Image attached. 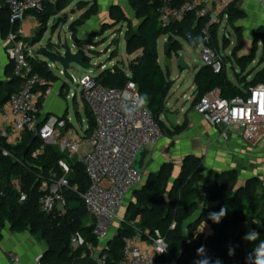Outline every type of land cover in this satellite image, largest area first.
Listing matches in <instances>:
<instances>
[{
    "label": "trees",
    "instance_id": "trees-1",
    "mask_svg": "<svg viewBox=\"0 0 264 264\" xmlns=\"http://www.w3.org/2000/svg\"><path fill=\"white\" fill-rule=\"evenodd\" d=\"M74 0H57L56 4H48L43 12L31 13L42 26V31L47 29L50 20L59 16ZM244 0H232L225 14L227 23L237 36V45L231 55L224 57L221 49H228L231 45L227 35L223 37L222 45L219 44V26L214 24L210 28V39L206 42L202 30L209 21L210 16L189 15L181 23L161 27L159 23L158 8L160 0H130L136 17L141 20L139 27L135 29L132 22L125 16L121 9L114 7L111 10L112 19L117 27L127 24L125 33L126 50L128 55H137L130 61L128 72L119 65L106 69L97 77L99 83L112 88H123L127 82H133L138 87L139 95L147 93L148 107L159 121L165 134L176 137L184 133L189 126V120L185 118L182 125L169 129L164 126L162 116L168 112L167 100L174 82L169 79V74L164 71L159 62L158 42L166 37L172 43L171 51L182 50L179 39H186L194 46L205 45L221 58L222 70L217 73L211 65H201L195 68L194 78V102L197 105L208 93L217 90L223 99H233L244 96L250 88L264 85V67L254 71L248 70L257 61V45L263 44L264 30L256 33L257 41L253 42V50L250 53L244 51V35L237 23L245 17L241 6ZM183 0H177L181 4ZM89 9L85 14L70 26L73 42L78 47L92 46V39L81 40L77 36V28L84 25L98 12V0H80L78 8ZM21 23L11 24L10 14L5 0H0V32L3 40L10 34L18 36L19 41L27 42V39L18 35ZM104 26L102 35L108 30ZM41 32L32 41V46L42 41ZM118 32H122L119 30ZM191 36V38H189ZM93 38V37H92ZM259 39V40H258ZM49 48H51L49 44ZM114 55V53H113ZM38 74L47 83L41 87L45 91L52 83L60 81L49 65L34 57L29 58ZM232 63L240 70L236 73L237 83H233L227 75V65ZM90 64V61H88ZM264 64V52L258 65ZM20 80L13 77L12 65L4 72L0 69V109L9 101L10 97L19 90ZM65 86H68L65 84ZM67 96V95H66ZM76 101V98H75ZM85 112L88 120L86 134H90L95 127L94 118L85 104ZM79 115V113L77 114ZM33 135L24 137L21 145L9 148L14 157L4 158L0 156V237L4 222L8 221L15 232L29 230L46 242L47 252L43 256L42 264H54L57 259L62 263H69L84 256H89L86 246L77 250L70 249L71 233L74 230L85 240V244H93L105 257L106 264H119L123 257L125 239L139 237L144 242H151L160 236L168 247L165 255L158 256L154 264H195L205 257L209 264H215L219 259L221 264H246L247 255L253 250L252 243L242 239L250 230L259 233L264 232V188L262 181L251 178L244 184H239L238 172L229 170L215 179L214 188L211 191L208 209L211 213L219 212L226 207L227 212L219 224L208 219L209 214L202 213L193 222L190 221L198 210V195L200 184L204 181L203 159L189 156L185 159L178 178L173 180V166L166 164L155 174H151L142 189L136 193V203L129 205L123 221L115 235L100 248V242L93 233V227L86 225L89 219L86 206L82 199L74 192L65 193L66 212L62 214L56 211L52 215L43 213L40 199L43 193L40 191L42 179H49L53 175L62 177L59 161L69 163L72 174L69 177L72 186H78L80 192H84L90 181L85 168L77 162L70 161L56 146H46L44 155L38 159H31L32 152L42 145L37 137L31 145ZM30 150L25 154L26 149ZM19 180L20 191L13 186V181ZM27 195L25 203H19L20 194ZM202 221L212 227L213 234L205 238L202 234L196 236L194 232ZM67 225L65 232L55 231L54 224ZM206 247L208 252L204 256L197 255V249ZM235 248V255L229 256V247Z\"/></svg>",
    "mask_w": 264,
    "mask_h": 264
},
{
    "label": "built area",
    "instance_id": "built-area-1",
    "mask_svg": "<svg viewBox=\"0 0 264 264\" xmlns=\"http://www.w3.org/2000/svg\"><path fill=\"white\" fill-rule=\"evenodd\" d=\"M90 1V0H85ZM10 14L11 24L22 23L31 13L43 12L46 5H55L57 0H5ZM211 0H160L158 8L161 27L181 23L189 15L210 16L202 30L206 42L210 39V28L219 24L217 18L210 14ZM224 10L228 4L220 3ZM122 33V32H121ZM120 33V34H121ZM18 35L23 37L21 28ZM115 36V33L113 34ZM191 38V36L189 37ZM6 53L12 64L13 77L19 79V90L14 93L6 105L0 109V156L14 157L9 148L22 144L27 135L37 134L42 145L31 154V159L44 155L46 146L53 145L65 154L70 161L80 163L90 181L88 188L80 192L78 186H72L69 180L72 169L65 160L59 161L62 177L53 175L42 179L40 191L43 193L40 206L44 214L52 215L56 211L66 212L65 193H76L84 202L93 233L99 242L106 241L114 223L123 221L120 213L128 196L144 181L142 173L135 168L138 155L157 145L164 138V130L155 118L148 105L137 109L139 92L133 82H127L123 88H112L98 82L93 75L97 69L85 74L79 85L81 97L88 106L95 127L90 134H78L67 116H49L42 120V110L38 104V89L47 85L46 81L34 73L29 61L33 57L28 45L10 34L6 39ZM203 65H211L219 73L222 60L213 50L205 45L200 46ZM105 68L102 66L101 69ZM62 76V72H60ZM47 87L43 97L52 94ZM244 96L223 99L220 92L214 90L205 95L195 106V111L210 125L222 127V137L227 138V131L235 128L248 143H256L264 138V85L250 88ZM75 99L77 94L68 95ZM130 109L126 115L124 109ZM13 186L20 191L19 180ZM25 193L20 194L19 203L27 201ZM264 237V232L262 233ZM74 241L81 247L86 246L89 256L106 264V259L93 244H85L78 233ZM168 247L158 236L151 242H137L125 239L123 257L119 264H154L158 256L165 255ZM17 260L16 257L13 258Z\"/></svg>",
    "mask_w": 264,
    "mask_h": 264
},
{
    "label": "crops",
    "instance_id": "crops-1",
    "mask_svg": "<svg viewBox=\"0 0 264 264\" xmlns=\"http://www.w3.org/2000/svg\"><path fill=\"white\" fill-rule=\"evenodd\" d=\"M222 1H225L228 5L232 2V0H211L210 14L212 18L218 19L219 27L223 22H225L227 28H231L227 23V15L225 14L226 10H224V7L220 4ZM71 6L72 3L61 13H72L70 18L67 19L66 22L64 21V24L72 25L89 9L88 6L87 8L81 10L78 8V4L72 9ZM114 7L121 9L129 20L136 17V14L130 4V0H98L97 14L86 21L84 25L77 28L78 38L86 40L88 37L99 36L101 28L114 22L111 15V10ZM241 9L245 13V17L237 23V26L243 31L245 45H250L253 35L256 34L258 30L264 29V0H244ZM40 26L41 24L34 15H28L20 25L23 38L31 39ZM72 40L73 38L70 32V41L72 42ZM222 42L220 43L219 41L220 46L222 45ZM230 42L231 45L228 49L231 51L229 54H227L228 49H221V54L224 57L231 55L232 50L237 45L236 34L234 40L233 36L230 38ZM6 43L7 41L2 39L0 32V69L2 75H4L6 68L12 65L6 53ZM90 48L93 49L92 46H90ZM29 49L33 52L35 47H29ZM137 55L138 54L129 56L133 60L137 57ZM159 62L161 64L160 58ZM53 68L54 67H52V69ZM162 68L164 69V67ZM106 69L107 67L105 66V68L101 69L100 73ZM164 71L170 75L167 67ZM100 73L95 76L98 77ZM193 74L194 76L191 90H195L194 78L196 72L194 71ZM174 86L175 83L173 87ZM50 87L53 91L48 98L43 97V88H39L37 93L38 104L42 110L43 121H45L49 116H67L69 111V99L65 95V88L68 86H65L64 80L60 79V81L52 83ZM75 102L77 103V98ZM177 103L169 102V100H167L168 110L172 107H176V105L179 106ZM185 118L189 120V126L184 133L173 138L164 134V138L157 145L151 146L148 149L150 151V155L142 172L144 181L151 174L158 173L166 164L174 165L173 173L175 178H178L181 173L183 163L187 157L193 156L203 159L204 181L199 187V195L197 199L199 207L191 217V222L196 220L202 213H211L208 209V201L211 191L214 188L215 179L218 175H221L226 171H237L240 185L244 184L251 178L257 177L262 181L264 188V138L251 144L240 135L237 129L230 128L227 131V138L224 139L222 137L224 129L222 127H214L210 125L197 112L193 113V111H189V109L183 110L182 115L178 116L177 124L182 125ZM163 119H165V117L162 116V120ZM168 128L172 129L173 127L168 125ZM154 158L159 159L156 169L152 168L154 165L152 160ZM150 166L151 169H149ZM87 221L88 220H86V223ZM205 225L206 226L203 232H198L202 227L201 224L198 226L194 234L196 236L202 234L205 238L211 236L213 234L212 227L207 223H205ZM116 227L117 228L114 230L117 231L119 226L116 225ZM261 240H264V237L262 236V233H259V240L252 243V248H254ZM136 241L139 243L144 242L139 237L136 238ZM107 242L105 243V241H101L99 244L100 248L103 245L105 247ZM101 243L103 245H101ZM47 250L48 248L46 242L41 240L39 236L31 233L29 230L15 232L12 230L8 221L4 222L0 237V264H42V258L46 254ZM207 252V248L204 247V254ZM14 257L17 258L16 261L13 260Z\"/></svg>",
    "mask_w": 264,
    "mask_h": 264
},
{
    "label": "rangeland",
    "instance_id": "rangeland-1",
    "mask_svg": "<svg viewBox=\"0 0 264 264\" xmlns=\"http://www.w3.org/2000/svg\"><path fill=\"white\" fill-rule=\"evenodd\" d=\"M79 0H74L72 2V6L71 9L74 8L77 4H78ZM70 9V8H69ZM72 15L71 12H67L66 14H60L59 16H57L59 18V22L57 25H55V19L57 18H53L50 20L48 27L45 31H42V26L39 27L38 31L35 33V35L31 38V39H27L28 41L25 42L26 45H28V47H35V50H38L41 46L45 45L46 43H48L51 39L54 40H59L60 43L63 42H68L69 44H72V42L70 41V32H69V26L71 24H64V21L66 22L67 19L70 18V16ZM63 18V19H62ZM133 24V26L136 28L139 27V24L141 22L140 19H138L137 17H134V19L130 20ZM115 25V23L113 22L110 25H106V27L108 28H113V26ZM227 29V31H226ZM119 30H122V33L120 34V32H118ZM127 30V24H121L118 25L117 27H114L113 29L107 31L106 33L96 36V37H88L87 39H92V47L93 49H91L90 47H84V49L88 50V53L91 56L90 59V63L91 66L93 67V71L94 69H97V71L93 72V75H97L101 72V67L102 66H106L107 69H111L113 68L115 65H119L120 67L124 68L126 72H128V65L130 63V61L132 60L130 58V56L132 55H128L127 54V50H126V39H125V33ZM264 30V29H261ZM41 32L42 34V41L37 43L36 45L32 46L31 42L32 41H36L37 36L39 35V33ZM99 33H102V28L100 30ZM115 33V36L113 35ZM230 34V38L233 36V40L235 39V33L233 31L232 28H227L225 22L222 23V25L219 27V41L220 43L223 40V37L225 35ZM36 37V38H35ZM229 38V39H230ZM86 39V40H87ZM165 40H167L166 37H162L160 38L159 42H158V51H159V55H160V60H161V65L162 67H164V69H166L165 66V57H164V43ZM251 44L250 45H245V51L246 53H250L253 50V42L257 41L256 38V34L253 35L252 39H251ZM259 40V39H258ZM119 41L118 45H115V42ZM182 46V50L176 52L174 50L171 51L170 53V57L173 61V69L172 71L169 70V79L171 81H173L175 83V86L172 87V89L169 92L168 95V100L169 102H174L179 104L176 105V107H172L168 110L169 114L172 115H182L183 110H188L189 111H193V113L195 112V105H193L194 102V97H193V93L194 90H191V86L193 83V72L195 71V68L200 67L202 64V60H201V50H200V46L196 47L194 46L191 42H189L186 39H179L178 40ZM74 43V42H73ZM258 51H257V61L254 62L252 64V66H250L248 68V70L254 69V71H257L259 69H261L262 67H264L263 65H258L259 59L262 56L264 49H263V44L261 42H259V45H257ZM225 50V49H224ZM227 54H229V52L231 50H227ZM114 53V55H113ZM179 56L184 57L185 62L190 66L189 70H182L178 67L177 65V61ZM230 56V55H229ZM53 72L59 76L60 79L64 78L60 75V69H57L56 67L52 69ZM89 71L83 70L81 68L78 67H73L72 70L70 71L71 75L74 77L75 79V84H69L68 87L65 88V95H74L77 94V104L79 105L80 108V112L79 115L75 114L72 107H71V103H72V98H70L68 100V104H69V111H68V119L70 120V123L72 125V127L78 132V134L80 135H84V133L87 131L88 129V120H87V115L85 112V106H84V102L82 100L81 97V87L79 85V82L81 80V78L87 74ZM236 73H240V70L235 66V68L232 67V63H229L227 65V75L228 78L233 82V83H237L236 80ZM171 76V77H170ZM185 97V98H184ZM164 114L163 117H165V119H163V123L164 126L168 128V125H170L168 119L166 118L167 114ZM164 132H165V128H163ZM158 158H154L152 160V163L154 164L152 166L153 169H156V165H158ZM173 167L174 165L171 164ZM151 169V166L150 168ZM173 180L175 179L174 173L172 174ZM148 179V177H147ZM147 179L145 181H143L127 198L126 202L124 203V207L120 213V218L123 219L125 216V212L127 210V208L129 207V205H131L132 203H136L137 199H136V193L142 189L143 185L145 184V182L147 181ZM91 219H88L86 224H91ZM121 221H116L112 227V230L110 232L109 235V239L105 241V243L107 241H109L116 233V225L120 226ZM54 229L55 231H62L65 232L67 229H69L67 227V225H61V223H57L54 224ZM77 232H75L74 230L71 233V246L70 249L72 250H77L80 248V246L74 241V238L77 236ZM104 244V242H103ZM101 243V245H103ZM103 246H101V248H103Z\"/></svg>",
    "mask_w": 264,
    "mask_h": 264
},
{
    "label": "water",
    "instance_id": "water-1",
    "mask_svg": "<svg viewBox=\"0 0 264 264\" xmlns=\"http://www.w3.org/2000/svg\"><path fill=\"white\" fill-rule=\"evenodd\" d=\"M58 22H59V18L57 17L55 19V25H57ZM227 36L228 38H230V34H228ZM49 44L51 48H49ZM118 44L119 41H117L115 45ZM171 46H172L171 42H169L168 40L165 41L164 43L165 66L170 71H172L173 69V61L170 57ZM32 54L34 58L45 61L51 69L52 67L54 68L56 67L57 69H60V72H62V77L64 78V82L67 85H69L70 83L75 84V79L70 73L73 67H78L86 71L93 70L91 63L88 64V61H90L91 59L88 50L84 49V47L83 48L78 47L75 43L72 44H69L68 42L60 43L59 40L51 39L48 43L41 46L38 50H34ZM177 65L182 70L190 69V66L185 62L184 57L182 56H179ZM71 106L74 113L78 114L79 107L78 104L75 102V99H72ZM167 119L172 127L178 126L177 115L168 114ZM36 138H37V134H33L30 143L31 145L34 143ZM29 150L30 147L26 149L25 154H27ZM149 155H150V151L148 149L142 151L138 155L135 161V168L139 173L143 172V169L145 167ZM54 264H100V263L95 258L84 256L69 263H62L59 259H57Z\"/></svg>",
    "mask_w": 264,
    "mask_h": 264
},
{
    "label": "clouds",
    "instance_id": "clouds-1",
    "mask_svg": "<svg viewBox=\"0 0 264 264\" xmlns=\"http://www.w3.org/2000/svg\"><path fill=\"white\" fill-rule=\"evenodd\" d=\"M149 100L148 94L144 93L139 95L138 102L136 103V108L140 109L147 105ZM126 115L131 114V110L125 108L124 109ZM227 212L226 207H222L219 212H213L209 213L208 219H211L213 223L219 224L223 217H225ZM205 221H202V227L198 232H203L205 228ZM243 240L253 243L259 240V232L256 230H250L247 232L243 237ZM197 255L198 256H204V247L201 246V248L197 249ZM229 256L235 255V248L229 247ZM195 264H209V259L204 258L202 260L196 261ZM215 264H221V261L219 259L216 260ZM246 264H264V240H261L254 248L253 250L247 255L246 257Z\"/></svg>",
    "mask_w": 264,
    "mask_h": 264
}]
</instances>
